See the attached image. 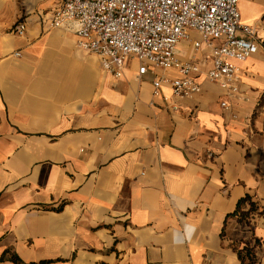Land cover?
I'll use <instances>...</instances> for the list:
<instances>
[{
    "label": "crops",
    "instance_id": "0c3cea01",
    "mask_svg": "<svg viewBox=\"0 0 264 264\" xmlns=\"http://www.w3.org/2000/svg\"><path fill=\"white\" fill-rule=\"evenodd\" d=\"M61 1L0 0V264H237L252 236L264 264V218L228 217L247 194L264 207V0L238 1L260 41L239 94L207 79L201 45V90L182 97L174 68L102 69L75 23L50 27Z\"/></svg>",
    "mask_w": 264,
    "mask_h": 264
},
{
    "label": "built area",
    "instance_id": "2783aa9c",
    "mask_svg": "<svg viewBox=\"0 0 264 264\" xmlns=\"http://www.w3.org/2000/svg\"><path fill=\"white\" fill-rule=\"evenodd\" d=\"M239 0H62L54 12L50 27L59 28L75 23L77 45L100 57L101 68L121 77L127 58L141 64L138 74L147 67L154 70L174 68L179 76L170 80L174 95L191 96L201 90L196 79L201 66L196 51L201 45L208 52L211 66L205 72L209 81L217 83L230 96L239 94L241 67L258 49L260 41L256 28L241 23ZM24 22L12 28L15 35L26 33ZM193 42L194 54L180 59L177 43ZM15 52V55H19ZM168 80L154 77L153 93ZM226 107L225 102H221Z\"/></svg>",
    "mask_w": 264,
    "mask_h": 264
},
{
    "label": "trees",
    "instance_id": "16d2710c",
    "mask_svg": "<svg viewBox=\"0 0 264 264\" xmlns=\"http://www.w3.org/2000/svg\"><path fill=\"white\" fill-rule=\"evenodd\" d=\"M228 217L235 218L237 222L252 228L257 218H264V207L247 194L238 200L236 208ZM232 246L237 254V264H259L257 253L261 247L260 239L252 236L249 240L234 243ZM12 259L21 264L16 257L12 256Z\"/></svg>",
    "mask_w": 264,
    "mask_h": 264
},
{
    "label": "rangeland",
    "instance_id": "374dc122",
    "mask_svg": "<svg viewBox=\"0 0 264 264\" xmlns=\"http://www.w3.org/2000/svg\"><path fill=\"white\" fill-rule=\"evenodd\" d=\"M180 45H182V42L177 43V47H179ZM182 50H185V46H182Z\"/></svg>",
    "mask_w": 264,
    "mask_h": 264
}]
</instances>
